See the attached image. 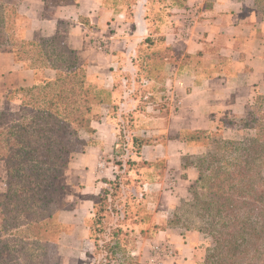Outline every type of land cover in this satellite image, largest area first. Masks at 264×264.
I'll return each mask as SVG.
<instances>
[{"label":"crops","instance_id":"1","mask_svg":"<svg viewBox=\"0 0 264 264\" xmlns=\"http://www.w3.org/2000/svg\"><path fill=\"white\" fill-rule=\"evenodd\" d=\"M146 2L139 1L134 18L125 22V12L107 4L106 0H76L54 6L47 0H21L16 37L36 44L47 37H58L62 40L58 47L76 52L88 78L95 77L99 86L110 88L115 94L123 87L116 82L123 63L127 72L137 70L134 56L139 44L147 38L155 40L161 36L166 45L192 57L188 63L181 60L160 66L167 67L170 77L174 75L180 81L181 102L176 109L169 105L155 113L138 112L131 93L126 91L123 95L121 91L115 95L119 96L118 103L137 118L134 126L142 131L141 136L154 137L151 143L142 146L137 160L148 162L152 167L159 162L164 164L160 173L153 170L148 176L145 167L134 171L140 185H151L156 197L159 196L160 209L154 208L153 221L161 223L189 195V187L199 175L195 164L184 161L187 147L194 145L182 141L178 135L186 130H217L223 120L246 115L257 97L264 95V13L244 0H189L190 4L199 6L200 13L188 34L177 31L168 21L159 25L161 32L152 33ZM98 37L106 43L102 44ZM18 51L12 41L0 47V112L19 110L21 89L39 81L54 80L58 74L55 67L34 65L32 57H21ZM127 82L125 87L129 89ZM92 127L97 142L85 146L70 162L72 180L82 185V196L70 210L61 213L64 222H71L78 212L91 214L93 195L117 171L116 165L106 159L116 148L114 119L105 116L93 121ZM0 164L5 163L0 161ZM173 233L170 228H161L156 235L157 244L164 240L169 245L158 264H189L202 244L199 234L187 235L181 242L171 238ZM145 244H141L138 255L145 256V250L142 251Z\"/></svg>","mask_w":264,"mask_h":264},{"label":"trees","instance_id":"2","mask_svg":"<svg viewBox=\"0 0 264 264\" xmlns=\"http://www.w3.org/2000/svg\"><path fill=\"white\" fill-rule=\"evenodd\" d=\"M186 1L173 0L169 1V4L187 9L186 5H183ZM20 2L21 0H0V34L4 35L0 47L12 41L20 51H18L19 56L32 57L35 60L34 65L49 64L58 70V74L54 80L39 81L30 88L20 90L21 112L8 113V115L4 111L0 112V159L6 162L9 180L7 191L3 194L4 201L0 205H11L10 210L9 207L5 209L2 207L0 223L5 225L0 227V237L3 236L1 242L5 240L3 243L8 244V238L4 236L7 234L15 236L17 230L22 229L23 225L26 231L32 232L31 236H26L29 237L26 240H30L27 243L30 246L29 249L33 250L37 246L42 248L43 245H47L38 256L34 258L31 256L30 264H49L41 257L44 253H49L48 246L51 243L47 238L60 225L61 213L69 206L68 196L64 197L61 194L64 191V183L61 181L64 169H66L65 176L69 178L70 162L75 157L80 133L82 131L94 132L92 122L95 120H102L105 116L114 119L113 115L107 112L105 114L93 113L92 105L114 106L116 116L119 106H116V103L109 97L107 99L103 95L97 97L93 89L95 85L88 78L83 62L74 50L64 48V46L59 48L60 39L58 37L44 38L40 44L26 43L16 37V24L20 20L17 10ZM160 40L164 38L161 37ZM153 41L152 38H147L143 42L151 45ZM150 56L156 58L158 66L162 63L175 64L181 60L188 63L192 58L190 55L184 56L181 50L170 45H165L164 49L159 52L151 53L148 58ZM157 75L167 77L166 71H160ZM100 88L106 90L108 94L112 92L106 87ZM261 100H264V95L258 96L254 103ZM250 111L240 119L249 118ZM121 119H124L123 116ZM121 122L119 130L116 127L118 142L112 156L117 171L114 178L105 179L106 185L92 197L96 215L89 231L103 230V227L98 224L103 222L104 215H101V212L112 200L107 189L108 185H119L124 176H130L129 171L133 166L137 168L143 164L151 165L148 162L138 161L136 157L140 156L142 146L151 143L154 137L136 134L129 137L127 130L130 131L132 124L125 125L124 121ZM189 132L197 135L202 132L216 134V130H190ZM185 134L181 132L178 138L188 143L194 140L187 135L185 137ZM250 141L253 145L248 147L245 145L244 148L246 147L248 153L253 149L254 155L250 153L243 159L245 166L241 163L236 164L231 171L220 175L218 181L221 184L216 186L217 192L215 189L211 191V196L206 200L208 211L202 217L208 223L222 221L224 228L209 230L197 227L187 233L191 235L197 231L209 232L216 243L214 250L220 258L218 264H264V238H262L264 170L260 169L261 173L256 170L257 160L259 157L260 159L264 157V137L262 134H257ZM126 151L128 160L126 164H123V158L120 155L123 156ZM193 164L199 168L201 173V165L196 162ZM259 173L260 176H255ZM200 180L201 175L198 181ZM72 186L75 185L72 184ZM78 188L81 189L82 185H78ZM137 192H142L144 195L143 191ZM260 205L263 206L260 207ZM5 210H9L10 213H6ZM11 216L13 217L10 218ZM127 216L124 213V221H127ZM171 222L173 221L167 219L161 223H151L154 236L161 228H170L175 234L176 232L181 234V231L169 224ZM120 226L112 229L115 230L113 231L114 238L106 245L111 252V258L115 260L127 258V252L132 249L127 245V240L122 243L119 239L120 233L128 232L127 228L123 229L122 223ZM144 228L146 226L141 228V231L149 232L150 227ZM23 248H26L25 244ZM206 249L205 244H201L195 258L200 257ZM12 260V252L10 246L7 245L6 248L0 250V264H13Z\"/></svg>","mask_w":264,"mask_h":264},{"label":"rangeland","instance_id":"3","mask_svg":"<svg viewBox=\"0 0 264 264\" xmlns=\"http://www.w3.org/2000/svg\"><path fill=\"white\" fill-rule=\"evenodd\" d=\"M74 1L76 0H48V3L54 6ZM106 1L107 4L119 9L121 12H125L126 16L124 21L130 22L132 21V18H134L138 2L142 0ZM145 1H147L145 4L147 14L152 23L150 30L152 33L161 32L159 25L161 23H166L167 21L172 27L177 28V31L182 33V31L188 28L190 21H194L195 25L200 13L199 6L197 4H190L189 0H187L185 4L183 2V5H186L187 9L177 8L173 4H169V1L173 0H164L162 2H158L157 0ZM244 1L251 7H255L264 13V0ZM20 18L21 17H19V19ZM129 27L130 29L132 28L131 25H129ZM157 38L158 41L156 42ZM157 38H155L151 45H148V43L143 41L139 44L138 53L134 56L135 65H137L138 68L134 73L127 72L125 69L126 64L123 63L124 67H122V71L119 72L116 77V82L119 83V86L122 84L123 87H120L116 94L115 92H110L108 94L106 90H102L100 88L101 86H99L94 79L95 77L91 80L95 85L93 86V89L97 93V97L103 95L105 99L109 97L111 101L116 99V106H119L117 116L116 109L113 110L114 106L105 107V105L100 106L98 104H93V113L105 114V112H107L110 115H113L114 123L118 130L120 128L119 126L122 124L121 121H124L125 125L131 123L132 127L130 131L128 132L127 130L129 137L133 134L143 135V133L138 130L137 126H134V121H136L137 118L133 117L132 112L127 110L126 106H122L118 103L119 96L115 97V95H118L121 91L123 95H126V91L133 95L136 99V110L138 112L148 110L149 113H155L161 109L164 110L163 108H167L169 105L174 109L179 106L175 100L169 99V88L173 91L175 90V93H179V86L181 85L180 81L175 79L174 75L170 77L171 74L170 71H168L169 69L165 70L167 67H164L163 69L158 66L159 63L156 62V58L152 56L148 58L151 53L163 50L166 45L165 42L160 40L161 36H157ZM3 39L4 35L0 34V43L3 42ZM97 39L99 41L101 40L100 42L102 44L106 43L105 39L100 37ZM59 41L61 44L62 40L60 39ZM83 67L85 68V65H83ZM160 71H166L167 77L164 78L162 75H157ZM106 77L108 79V76ZM127 81H129V89L125 87L126 83H128ZM106 89L109 90L110 88ZM21 108L22 104L19 110H4V113H6V115H8V113H19L22 111ZM250 110L251 116L249 118H231L223 120L214 135L205 132L197 135L189 132L190 130H186V132L182 131L183 134L186 133L184 135L185 137L187 135L190 139H194L189 142L194 146L187 147L184 161L186 163H199L201 165V173L198 168L199 175L197 180L190 185L189 195L180 202L178 207L174 210L173 215L168 218V220L173 221L169 224L173 225L178 231H181V234L178 232L175 234L174 232V235L171 236L175 241L179 240L182 242L181 239L186 238L188 231H192V229L197 227H202L203 229L207 228L209 230L224 228L222 221L208 223L202 215H205L208 211L206 209V206L208 205L206 200L211 196V191L215 189V192H217L216 186L221 184V182L218 181L219 176L226 171H231L236 164L241 163L245 166V163L242 162L244 161L243 159L250 153L254 155V152L252 149L248 153L244 146H252L253 143L250 140L255 138L257 134H262L264 137V100L254 103ZM122 116L124 118L123 120L121 119ZM144 133L145 135H149L146 132ZM94 134L95 129L92 133H87L85 131L80 133V141L76 145L75 156L83 151L88 143L97 142ZM112 156L113 153L111 156H106V159L110 162L109 164H115ZM120 156L123 158L122 163L126 164V160H128V152L126 151V154ZM259 156L262 155L259 154ZM0 161L5 163L0 164L1 204V202L4 201L3 194L7 191L9 180L6 162L1 159ZM256 163V170L261 173L260 169L264 170V157H261V159L259 157ZM163 165L162 162H159L156 167H152V165L149 164H143L142 167L147 168L146 175L148 176L149 174L152 175L153 170L156 173H160L163 169ZM135 170L138 169L136 166H133L129 171L130 176H124L119 185H108L107 189L111 194L110 196H112V200L108 202L106 209L101 212V215H104L103 222L98 225L103 227L102 231H97L96 229L89 231L94 223L96 215V209L94 206L90 209L91 214L80 215L78 212V214L76 213L77 217L71 222H64L61 219L60 225L57 229H54L55 232L50 233L49 238H47L51 243V245L48 246L49 253H44L41 259L49 264H158L161 259L160 255L162 256V253L169 246L168 244H165L166 241L164 240H162L160 244H157L155 242L157 237L154 236L155 233L151 231L153 228L151 225L155 223V221H153V217L155 216L154 208L160 209L159 201L157 200L159 196L156 197L154 190L151 189V185H140V178L134 176ZM65 172L66 169H64V175L61 181V183H64V191H62L61 194L64 197L68 196L69 206L66 210H70L73 203L78 202L82 195L81 189L78 188V185L80 184L72 180V170L69 174V178L65 176ZM260 173L255 176H260ZM200 175L201 180L198 181ZM72 184L75 186L73 187ZM136 190L139 192L143 191L144 195L142 192L138 193ZM262 206L263 205H260V207ZM2 207H4V209L9 207L10 210L11 205H0V214H2ZM9 210H5V212L10 213ZM124 213L128 215L127 221L123 220ZM12 217L13 216L10 218ZM21 219H24L23 216H21ZM121 223L124 227L123 229L125 230L127 228L128 232L120 233L119 239L122 243L127 240V245L132 249L130 252H127V258L115 260L111 258V252L106 245H108L114 238L113 231L115 230L112 229L121 227ZM1 225L5 224L0 223V227ZM144 226H146V228L150 227L149 232H145L144 230L141 231V228ZM21 227L22 229L17 230L15 236H11L10 234L4 236V238H8V244L3 243L5 240L1 242L3 239V236L1 235L0 250L6 248L8 245L12 252L13 264H30L29 259H31V256H33V258L38 256L47 245H43L42 248L37 246V248H33V250L29 249L30 246L27 245V243L30 240H26L29 238L26 236H31L32 232L26 231L23 225ZM262 232V238H264V229H262ZM196 234H199V240H201L202 244H205L207 249L202 255L200 254V257L191 260L189 264H218L217 262L220 258H218V255H216V251L214 250L216 243L213 236L207 231H197ZM196 234L194 232L191 235L194 237ZM145 242V248L142 249V251L145 250V256H140L137 252L139 251L141 244ZM171 243L173 242L171 241ZM24 244L26 248L22 249ZM156 244L158 246H156Z\"/></svg>","mask_w":264,"mask_h":264},{"label":"built area","instance_id":"4","mask_svg":"<svg viewBox=\"0 0 264 264\" xmlns=\"http://www.w3.org/2000/svg\"><path fill=\"white\" fill-rule=\"evenodd\" d=\"M192 24L194 25V21H192V22L190 21V24H189L188 28L185 29L184 31H182V33L183 34H188L191 31L192 27H193ZM169 99L175 100L178 103V105H179L180 102H181V94L178 93V92L175 93V90L173 91L171 88H169ZM154 262H156V261H154Z\"/></svg>","mask_w":264,"mask_h":264}]
</instances>
